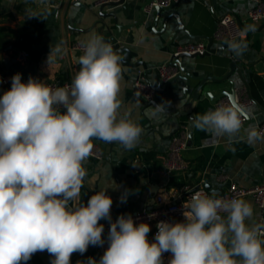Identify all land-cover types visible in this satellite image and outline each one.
<instances>
[{
  "label": "clouds",
  "instance_id": "9594fccd",
  "mask_svg": "<svg viewBox=\"0 0 264 264\" xmlns=\"http://www.w3.org/2000/svg\"><path fill=\"white\" fill-rule=\"evenodd\" d=\"M80 46L83 55L70 84L51 88L31 76L25 83L17 73L0 96V264H26L44 251L51 264H70L73 253L103 246L102 219L110 222L109 246L98 262L89 258L88 264H163L167 252L168 264H264V232L246 223L253 207L243 199L196 192L184 206V222L157 223L152 242L150 226L135 224L131 214L111 221L113 200L105 190L86 205L69 207L80 200L93 140L130 150L143 133L139 123L119 115L121 57L97 34ZM229 48L240 55L245 45L232 41ZM64 53L62 41L50 45L47 64ZM149 111L160 119L166 104ZM245 118L243 107L222 104L191 117V126L235 138ZM243 134L250 142L264 141V130L256 127L243 128Z\"/></svg>",
  "mask_w": 264,
  "mask_h": 264
},
{
  "label": "crops",
  "instance_id": "0c3cea01",
  "mask_svg": "<svg viewBox=\"0 0 264 264\" xmlns=\"http://www.w3.org/2000/svg\"><path fill=\"white\" fill-rule=\"evenodd\" d=\"M99 1L0 0V34L8 39L0 49V96L11 88V78L17 73L21 74L25 83L30 76L43 83L71 82L73 74L79 69L77 60L83 55V50L73 47L74 43L86 40L91 34L108 37L118 32L114 28V18L101 15L99 9L102 3ZM145 1L128 0L129 14L121 5L106 6L104 12L117 13L120 24H135L140 17L139 8ZM254 5L253 0H180L170 10H163L155 24V13L152 11L146 14L142 23L123 30L121 44L136 52L130 61H144L148 69L143 65L121 64L119 115L139 123L143 133L138 144L130 150L116 143L94 139L93 148L98 152L92 153L85 162L87 175L80 200L70 201L69 207L78 203L86 205L91 195L105 190L113 200L112 220L120 215L154 208L158 195L169 199L179 196L188 187L206 186L208 183L215 192L210 193L219 195L227 191L231 182L251 187L264 179V141L250 142L243 134V128H257L264 121V20L253 22L250 19L249 11ZM175 10L184 26L194 35L214 37L220 19L226 14L234 16L244 30V35L236 39L245 45L237 61L241 75L235 70L231 78L253 102L246 110L251 119L243 124L239 137L191 130L189 116H181L177 121L165 113L160 119H154L149 110L155 106L149 105V100L137 91L135 83L139 79L147 77L152 84L158 83L155 68L169 60L178 44L197 40L208 42L203 38H192L185 30L178 31L179 21L174 16L165 23V18ZM29 14L40 17H29ZM61 41L65 53L48 65L50 45L55 46ZM224 43L214 38L213 47L218 48ZM21 51L29 52L25 60L19 58ZM234 57L231 49L226 47L206 56L185 57L184 63L196 74L223 78L230 71V62ZM162 85L164 88L167 83L162 82ZM230 85V79H226L220 83L210 81L207 86L218 92L217 89L230 88ZM169 96L167 92L157 91L154 98L160 104H166ZM216 107V103L205 98L195 103L192 116ZM183 128L187 129L188 145L182 155L188 166L182 170L167 171L164 157L170 152L173 137ZM242 199L253 207V216L246 223L261 226L264 230V208L256 204L253 196ZM108 222L102 219L99 223L105 227ZM104 235L105 231L102 238ZM148 240L153 241L149 237ZM103 254L100 246L90 245L83 254L73 253L70 264H88L89 258L98 262ZM51 260L47 251L37 252L26 264H51Z\"/></svg>",
  "mask_w": 264,
  "mask_h": 264
},
{
  "label": "built area",
  "instance_id": "2783aa9c",
  "mask_svg": "<svg viewBox=\"0 0 264 264\" xmlns=\"http://www.w3.org/2000/svg\"><path fill=\"white\" fill-rule=\"evenodd\" d=\"M109 0H100V3L107 2ZM180 0H152L148 9H152L155 6L167 7L176 4ZM255 5L249 11V17L253 22H260L264 20V0H253ZM149 11V10H148ZM244 35V30L239 26L237 20L231 14H226L220 19L218 28L214 34V38L223 42H232ZM81 41L74 43L73 47L76 49L83 50L80 46ZM207 50V42L204 40L190 41L186 43L178 44L171 54L180 55L184 53L190 54H203ZM29 55L27 51H21L19 53V58L25 60ZM161 80L167 83L172 77L178 73L176 67H169L166 64H162L160 67ZM71 82L59 83L57 81L45 83L51 88L63 87ZM137 91L147 100H151L155 97L156 90L152 83L147 81L145 78L139 79L135 83ZM237 102L245 110L252 104L253 100L247 95L246 91L237 88ZM217 106L222 104H232L231 101L224 97L220 99ZM63 109H61L62 111ZM247 118L243 120V124L246 123ZM258 130H264V121L261 122ZM188 145V133L187 129L183 128L175 135L172 139V144L170 152L164 157V167L167 171L182 170L187 168L188 162L184 159L182 152ZM98 151L93 148L92 153L96 154ZM196 192H201L208 194L213 198L222 199H242L246 196H253L256 204L261 208H264V179L257 185L251 187H245L237 182H231L227 191L219 194L213 195L210 191L203 185L200 184L196 187H188L179 196H174L169 199H165L162 195L157 196V204L154 208L138 210L131 213L135 224L147 223L150 226V232L148 237L154 241L155 235L158 232L156 227L157 223L161 221L165 222H184V206L190 201L193 194ZM224 214V213H221ZM117 218L112 219L114 222ZM110 229V222H108L105 227L104 244L100 246V249L105 252L109 246L108 233ZM264 232L263 229H261ZM264 239V237H261ZM171 253L167 252L163 254V264H168Z\"/></svg>",
  "mask_w": 264,
  "mask_h": 264
},
{
  "label": "water",
  "instance_id": "95a60500",
  "mask_svg": "<svg viewBox=\"0 0 264 264\" xmlns=\"http://www.w3.org/2000/svg\"><path fill=\"white\" fill-rule=\"evenodd\" d=\"M152 0H146L143 4L140 6V17L137 23L133 24H120L119 23V17L117 13L115 12H104V8L106 6H116L121 5L122 8L125 10L126 14H129V3L128 0H109L107 2H104L100 6V13L102 16L107 17L111 16L114 18V28L118 30L117 33L111 34L110 36H102L105 42H108L112 45L114 51L117 52V54L121 57V61L124 64H131L134 66L143 65L145 69H148L147 64L144 61H138L132 63L130 61L131 57L133 55H136V52H134L130 47L124 46L120 42V38L122 37V32L124 29H129L134 27L137 24H140L144 21L146 14L153 11L155 13V21L154 24L157 22V20L160 18L163 10H170L173 5L167 6V7H161V6H155L152 9H148L150 3ZM149 10V11H148ZM176 17L179 21V30H185L189 35H191L192 38L197 39H206L207 42V50L203 54H190V53H184L180 55H174L170 54V58L166 64L169 67H176L178 69V73L172 77L168 82L167 85L163 88L162 80H161V73L159 67L155 68V71L157 72L158 76V83L156 85L153 84L156 92L157 91H163L170 94L168 100L166 101V113L170 114L174 117L175 120L178 121L179 117L181 116H189L190 118L192 116L193 107L197 101L204 100L205 98H208L210 102L217 103L220 99L226 97L228 98L232 104L239 105L237 102V86L236 82L231 78V75L233 71H238V73L241 75V71L237 66V61L240 60V55H235V57L230 62V71L223 77V78H217L214 76H209L208 74H196L192 72L188 66L184 63L185 57H197V56H206L211 53H215L223 48L229 47L230 42H225L218 48H214V37L212 36H203V35H194L189 32V30L184 26L178 12L175 10V12L170 13L165 18V23L168 22V20L171 17ZM104 24L103 26H105ZM108 30H110V26H108ZM237 41V40H235ZM172 53V52H171ZM144 77H146V72H144ZM147 81V77L145 78ZM226 79H230V88H221L217 89L218 92H215L213 88H208V84L210 81H213L215 83H220ZM177 80V82H176ZM150 82V81H149ZM175 82V83H174ZM151 83V82H150ZM171 84V85H170ZM149 105L153 104L154 106L159 105V101L155 98L149 100ZM181 103V104H178ZM240 106V105H239ZM246 111V110H245ZM246 118L247 121H250L251 116L246 111ZM192 130V127H191ZM191 138V135H190ZM210 192L215 193L212 189L211 184H206L205 186Z\"/></svg>",
  "mask_w": 264,
  "mask_h": 264
},
{
  "label": "trees",
  "instance_id": "16d2710c",
  "mask_svg": "<svg viewBox=\"0 0 264 264\" xmlns=\"http://www.w3.org/2000/svg\"><path fill=\"white\" fill-rule=\"evenodd\" d=\"M7 42H8L7 37L5 35L0 34V49L4 47L7 44ZM0 62H1V58H0Z\"/></svg>",
  "mask_w": 264,
  "mask_h": 264
}]
</instances>
